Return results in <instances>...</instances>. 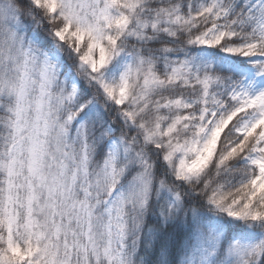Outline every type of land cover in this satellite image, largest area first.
Returning <instances> with one entry per match:
<instances>
[{
	"label": "snow or ice",
	"instance_id": "6c2138e0",
	"mask_svg": "<svg viewBox=\"0 0 264 264\" xmlns=\"http://www.w3.org/2000/svg\"><path fill=\"white\" fill-rule=\"evenodd\" d=\"M0 264H264V0H0Z\"/></svg>",
	"mask_w": 264,
	"mask_h": 264
}]
</instances>
